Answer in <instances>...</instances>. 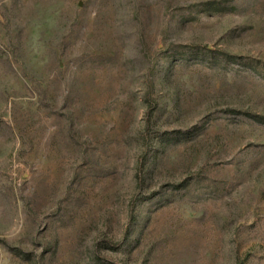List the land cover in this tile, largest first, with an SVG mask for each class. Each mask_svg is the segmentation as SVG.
<instances>
[{
  "label": "rangeland",
  "instance_id": "1",
  "mask_svg": "<svg viewBox=\"0 0 264 264\" xmlns=\"http://www.w3.org/2000/svg\"><path fill=\"white\" fill-rule=\"evenodd\" d=\"M0 264H264V0H0Z\"/></svg>",
  "mask_w": 264,
  "mask_h": 264
}]
</instances>
